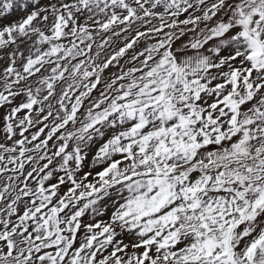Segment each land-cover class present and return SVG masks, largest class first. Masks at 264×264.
Returning a JSON list of instances; mask_svg holds the SVG:
<instances>
[{
    "label": "snow or ice",
    "instance_id": "6c2138e0",
    "mask_svg": "<svg viewBox=\"0 0 264 264\" xmlns=\"http://www.w3.org/2000/svg\"><path fill=\"white\" fill-rule=\"evenodd\" d=\"M0 264H264V0H0Z\"/></svg>",
    "mask_w": 264,
    "mask_h": 264
}]
</instances>
